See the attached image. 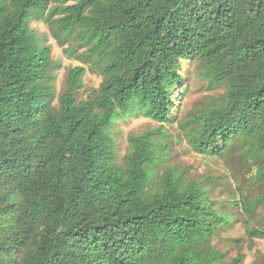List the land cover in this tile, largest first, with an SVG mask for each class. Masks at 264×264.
I'll return each mask as SVG.
<instances>
[{
	"label": "trees",
	"instance_id": "16d2710c",
	"mask_svg": "<svg viewBox=\"0 0 264 264\" xmlns=\"http://www.w3.org/2000/svg\"><path fill=\"white\" fill-rule=\"evenodd\" d=\"M34 17L85 49L102 77L86 100L84 67L57 95ZM192 59L227 88L182 125L192 151L251 142L263 177L264 0H0V264H223L213 241L226 219L199 183L173 170L153 181L162 127L130 135L121 164L110 134L137 112L171 123Z\"/></svg>",
	"mask_w": 264,
	"mask_h": 264
},
{
	"label": "rangeland",
	"instance_id": "374dc122",
	"mask_svg": "<svg viewBox=\"0 0 264 264\" xmlns=\"http://www.w3.org/2000/svg\"><path fill=\"white\" fill-rule=\"evenodd\" d=\"M30 27L42 44L52 49L54 68L51 82L58 96L66 89L67 74L76 67L86 69L83 88L77 94L79 102L86 100L93 89L99 88L102 77L92 71L85 49L77 48L75 40L64 42L41 17H34ZM180 73L183 82L174 92L175 106L171 123L160 126L138 112L116 119L110 134L116 144L117 162L122 163L128 150L130 135L162 127L166 136L161 139L160 144L166 148V152L160 155L161 161L153 169V181H158L167 170L187 173L188 179L199 183L216 204V210L226 219L213 241L215 248L225 257L223 264H231L239 257L244 258L242 264H264V239L248 234L253 230L264 231V202L261 198L264 193V176L256 178L258 165L251 155L252 144L233 142L223 156L193 152L182 125L191 113L197 114L219 104L227 88L224 85L211 86L205 78H201L195 59L182 61ZM242 197L248 198L251 204L256 202L252 214L244 210Z\"/></svg>",
	"mask_w": 264,
	"mask_h": 264
}]
</instances>
